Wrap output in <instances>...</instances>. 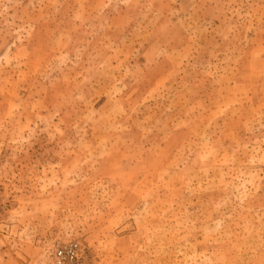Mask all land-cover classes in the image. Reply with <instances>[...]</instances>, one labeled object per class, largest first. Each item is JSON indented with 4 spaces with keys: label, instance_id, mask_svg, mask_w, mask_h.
Listing matches in <instances>:
<instances>
[{
    "label": "rangeland",
    "instance_id": "obj_1",
    "mask_svg": "<svg viewBox=\"0 0 264 264\" xmlns=\"http://www.w3.org/2000/svg\"><path fill=\"white\" fill-rule=\"evenodd\" d=\"M264 264V0H0V264Z\"/></svg>",
    "mask_w": 264,
    "mask_h": 264
},
{
    "label": "built area",
    "instance_id": "obj_2",
    "mask_svg": "<svg viewBox=\"0 0 264 264\" xmlns=\"http://www.w3.org/2000/svg\"><path fill=\"white\" fill-rule=\"evenodd\" d=\"M56 264H83L84 248L76 241L58 247L54 252Z\"/></svg>",
    "mask_w": 264,
    "mask_h": 264
}]
</instances>
